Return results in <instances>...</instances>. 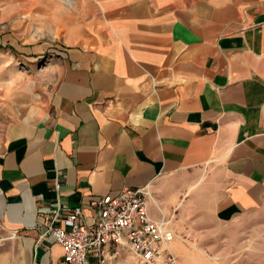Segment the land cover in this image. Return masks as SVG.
Masks as SVG:
<instances>
[{
  "label": "crops",
  "instance_id": "crops-1",
  "mask_svg": "<svg viewBox=\"0 0 264 264\" xmlns=\"http://www.w3.org/2000/svg\"><path fill=\"white\" fill-rule=\"evenodd\" d=\"M2 15L7 37L22 18L45 38L10 49L26 72L2 109L0 219L22 231L6 264L61 263L54 177L88 222L94 197L149 184L177 264H264V0H0Z\"/></svg>",
  "mask_w": 264,
  "mask_h": 264
},
{
  "label": "built area",
  "instance_id": "built-area-1",
  "mask_svg": "<svg viewBox=\"0 0 264 264\" xmlns=\"http://www.w3.org/2000/svg\"><path fill=\"white\" fill-rule=\"evenodd\" d=\"M52 182L55 200L45 234L60 245V264H106L112 246L127 249L138 264H177L169 247L173 231L167 220L152 218L147 209L152 198L149 184L94 197L87 204L93 213L88 222L83 205L63 207L60 182L57 177Z\"/></svg>",
  "mask_w": 264,
  "mask_h": 264
},
{
  "label": "rangeland",
  "instance_id": "rangeland-1",
  "mask_svg": "<svg viewBox=\"0 0 264 264\" xmlns=\"http://www.w3.org/2000/svg\"><path fill=\"white\" fill-rule=\"evenodd\" d=\"M2 15L0 17V131L3 128V118H5L2 109L7 101L9 88L12 80H16L20 73L25 74L26 60L20 55H16L10 49L21 48L26 41H38L45 39L44 36H40L39 32H42L38 24L28 26L27 23L19 18L16 21V25L10 28V34L13 37H7L6 23L2 21ZM38 23V22H37ZM30 32V36L28 35ZM24 42V43H23ZM12 79V80H11ZM229 228V227H228ZM22 231L13 230L5 227L3 221L0 219V264H6L5 250L6 240L10 237L15 238ZM255 264H263L262 257L259 253L255 254Z\"/></svg>",
  "mask_w": 264,
  "mask_h": 264
}]
</instances>
